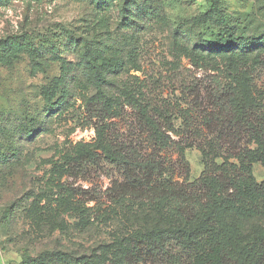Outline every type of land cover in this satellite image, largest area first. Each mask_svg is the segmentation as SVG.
<instances>
[{"label": "rangeland", "instance_id": "rangeland-1", "mask_svg": "<svg viewBox=\"0 0 264 264\" xmlns=\"http://www.w3.org/2000/svg\"><path fill=\"white\" fill-rule=\"evenodd\" d=\"M212 3L0 0V264H102L122 255L142 230L134 211L113 201L124 179L104 162L68 164L105 139L130 142L140 131L139 107L172 140L159 157L167 155L176 184L194 185L208 171L196 119L213 86L240 79L264 95V52L208 50L217 39ZM217 4L240 36L264 33V0ZM94 69L109 112L99 118L87 105ZM186 109L193 120L185 124ZM145 139L142 152L152 153ZM252 176L262 183L264 166L254 163ZM251 205L249 219L239 220L235 208L225 219L235 229L222 220V240L232 230L244 243L261 235L262 195L240 206Z\"/></svg>", "mask_w": 264, "mask_h": 264}, {"label": "trees", "instance_id": "trees-1", "mask_svg": "<svg viewBox=\"0 0 264 264\" xmlns=\"http://www.w3.org/2000/svg\"><path fill=\"white\" fill-rule=\"evenodd\" d=\"M212 2L217 39L215 44L208 43V50L227 54L264 52V33L240 36L217 0ZM95 69L86 75L94 92L87 105L99 118V114L108 116L109 112L108 104L100 99L103 79ZM219 84L209 92L206 104L197 108V134L203 139L198 147L208 171L194 185L176 184L166 171L167 155L163 159L159 155L168 152L172 140L161 130L158 119L141 107L140 131L130 142L105 139L104 145L92 146L69 162V170L71 166L101 162L113 165L124 179L114 185L113 201L134 211L142 229L128 238L117 260L102 264H264V230L244 243L236 230L222 240L220 229L237 203L238 218L243 220L254 215L257 208L240 205L257 195L264 199V181L258 184L252 176L254 163L264 166V95L254 94L240 79ZM189 120L193 116L186 109L183 122ZM141 136L146 137V146H152V153L143 154ZM215 158L221 160L218 166ZM225 223L235 229L230 220ZM44 258L46 254L37 262L42 263Z\"/></svg>", "mask_w": 264, "mask_h": 264}]
</instances>
